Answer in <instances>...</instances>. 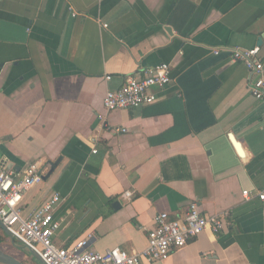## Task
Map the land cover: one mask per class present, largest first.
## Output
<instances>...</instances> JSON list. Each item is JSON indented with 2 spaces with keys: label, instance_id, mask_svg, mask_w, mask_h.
<instances>
[{
  "label": "crops",
  "instance_id": "1",
  "mask_svg": "<svg viewBox=\"0 0 264 264\" xmlns=\"http://www.w3.org/2000/svg\"><path fill=\"white\" fill-rule=\"evenodd\" d=\"M232 48H258L264 69V0H0V167L43 175L22 215L58 194L57 247L136 254L156 214L196 203L223 228L140 264H264V203L242 197L264 189V110ZM159 64L171 81L153 104L105 112L107 92Z\"/></svg>",
  "mask_w": 264,
  "mask_h": 264
},
{
  "label": "built area",
  "instance_id": "2",
  "mask_svg": "<svg viewBox=\"0 0 264 264\" xmlns=\"http://www.w3.org/2000/svg\"><path fill=\"white\" fill-rule=\"evenodd\" d=\"M224 52L227 53L228 61L246 68L250 77V95L264 110V69L259 49L232 48ZM212 53L218 55L220 50H213ZM170 81V67L167 64L146 70L142 79L129 77L118 90L105 94L104 110L111 113L149 106L156 101L155 90H163ZM39 168L33 163L21 173H14L0 167V222L11 238L37 254L44 264H140L142 260L148 263L163 262L190 239L206 230L216 234L225 223V215L202 216L197 204L191 203L181 219L171 220L167 213L156 214L152 220L153 227L147 230V246L140 253L128 254L119 248L98 253L87 249V240L79 241L71 248H60L53 243L59 227L54 220L55 208L61 202L58 194L46 200L30 216L22 215L20 204L24 194L42 181L43 175ZM125 196L130 195L127 193ZM242 197L245 200L255 198L264 203V189L258 192L243 191Z\"/></svg>",
  "mask_w": 264,
  "mask_h": 264
},
{
  "label": "water",
  "instance_id": "3",
  "mask_svg": "<svg viewBox=\"0 0 264 264\" xmlns=\"http://www.w3.org/2000/svg\"><path fill=\"white\" fill-rule=\"evenodd\" d=\"M168 30L167 31H169L170 33H171V30L169 29V28H167ZM7 171H10V168H7L6 169ZM0 228H1V230H2V232L6 235V236H8V237H11L10 236V233L8 232V230L2 225V223L0 222ZM29 251V250H28ZM30 252V254H31V256L39 263V264H44V262L41 260V258L37 255V254H35V253H33V252H31V251H29ZM0 264H23L22 262H20L19 260H17V259H15V258H13V257H11V256H9V255H7V254H5L2 250H0Z\"/></svg>",
  "mask_w": 264,
  "mask_h": 264
},
{
  "label": "trees",
  "instance_id": "4",
  "mask_svg": "<svg viewBox=\"0 0 264 264\" xmlns=\"http://www.w3.org/2000/svg\"><path fill=\"white\" fill-rule=\"evenodd\" d=\"M225 53V57H227V53L226 52H224ZM172 220V219H171ZM13 239V238H12ZM4 242V239L0 236V244L1 243H3Z\"/></svg>",
  "mask_w": 264,
  "mask_h": 264
},
{
  "label": "rangeland",
  "instance_id": "5",
  "mask_svg": "<svg viewBox=\"0 0 264 264\" xmlns=\"http://www.w3.org/2000/svg\"><path fill=\"white\" fill-rule=\"evenodd\" d=\"M28 264H30V263L28 262Z\"/></svg>",
  "mask_w": 264,
  "mask_h": 264
}]
</instances>
